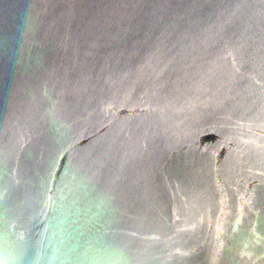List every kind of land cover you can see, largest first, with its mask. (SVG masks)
<instances>
[{
  "label": "water",
  "instance_id": "1",
  "mask_svg": "<svg viewBox=\"0 0 264 264\" xmlns=\"http://www.w3.org/2000/svg\"><path fill=\"white\" fill-rule=\"evenodd\" d=\"M0 264H264V0H0Z\"/></svg>",
  "mask_w": 264,
  "mask_h": 264
}]
</instances>
